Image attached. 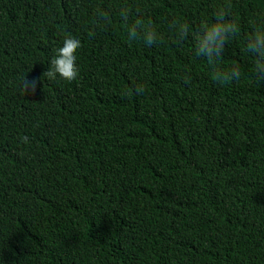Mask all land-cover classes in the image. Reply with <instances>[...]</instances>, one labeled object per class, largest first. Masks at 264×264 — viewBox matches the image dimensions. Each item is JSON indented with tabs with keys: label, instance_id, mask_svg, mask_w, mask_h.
Segmentation results:
<instances>
[{
	"label": "trees",
	"instance_id": "1",
	"mask_svg": "<svg viewBox=\"0 0 264 264\" xmlns=\"http://www.w3.org/2000/svg\"><path fill=\"white\" fill-rule=\"evenodd\" d=\"M38 1L0 0V264H264V84L244 52L264 0H231L223 65L245 75L223 85L169 22H211L224 0ZM125 3L164 43L127 39ZM69 34L79 77L50 80Z\"/></svg>",
	"mask_w": 264,
	"mask_h": 264
},
{
	"label": "clouds",
	"instance_id": "2",
	"mask_svg": "<svg viewBox=\"0 0 264 264\" xmlns=\"http://www.w3.org/2000/svg\"><path fill=\"white\" fill-rule=\"evenodd\" d=\"M231 9V0H224V3L214 10L211 22H203L195 27L175 19L169 22L175 42L182 44L191 39L194 57L206 60L215 82L222 85L239 81L245 75L237 62H233L229 66L223 65L226 45L240 31V26L233 18ZM113 14L110 6H98L95 9L94 17L97 29L102 31L109 27L113 21ZM115 15L123 23L129 41H138L146 48H153L164 43V35L153 23L144 22L143 13L139 8H133L126 3L121 4L115 10ZM133 15L137 18L130 20ZM81 47L82 42L79 38L71 34L65 36L62 46L57 49L51 60L50 67L42 75L50 80L56 79L57 76L69 82L78 79L79 69L76 63V53ZM244 52L253 57L250 78L254 83L264 84V16L253 20L251 31L245 41ZM20 87L24 96L32 94L36 90L37 80H29L24 77L20 82ZM146 92L145 83L138 81L132 83L129 88L122 89L121 95L127 98L143 96Z\"/></svg>",
	"mask_w": 264,
	"mask_h": 264
},
{
	"label": "bare ground",
	"instance_id": "3",
	"mask_svg": "<svg viewBox=\"0 0 264 264\" xmlns=\"http://www.w3.org/2000/svg\"><path fill=\"white\" fill-rule=\"evenodd\" d=\"M36 1H38V0H36ZM69 1V0H68ZM39 2V1H38ZM33 3V2H32ZM38 4H41L40 2L38 3ZM29 5V4H28ZM30 6V5H29ZM34 6V5H33ZM35 8V7H34ZM42 8V7H41ZM32 9V8H31ZM71 12V11H70ZM55 18H57V17H55ZM47 20H49V18H47ZM58 90H60V89H58ZM143 119V118H142ZM157 131H158V129H157ZM168 145V144H167ZM165 146V145H164ZM156 148H158L159 149V147L157 146ZM161 148V147H160ZM167 148V147H166ZM164 150H166V149H164ZM173 153V152H172ZM176 155H178V154H176ZM175 155V156H176ZM171 156V155H170ZM168 157V156H167ZM169 158V157H168ZM173 158V157H172ZM171 159V158H170ZM174 160V159H173ZM168 161V160H167ZM181 161V160H180ZM163 162V161H162ZM174 163V162H173ZM178 163V162H177ZM182 163V162H181ZM168 164V163H167ZM196 165V164H195ZM189 169L191 170V168L189 167ZM195 169V168H194ZM180 170V169H179ZM181 170H182V168H181ZM188 171V170H187ZM187 173V172H186ZM190 178V177H189ZM183 187V186H182ZM169 188V187H168ZM173 188V187H172ZM178 188V187H177ZM181 189H183V188H181ZM174 190H175V188L173 189V194H174ZM176 191H178V189L176 190ZM178 193H179V191H178ZM172 194V193H171ZM172 194V195H173ZM178 195V194H177ZM176 195V196H177ZM256 228H257V226H256ZM258 229V228H257ZM204 232V231H203ZM253 238V237H252ZM256 239V238H255ZM255 242V241H254ZM258 243V242H257ZM260 243H262V242H260ZM262 246V245H261ZM263 247V246H262ZM249 251V250H248Z\"/></svg>",
	"mask_w": 264,
	"mask_h": 264
}]
</instances>
